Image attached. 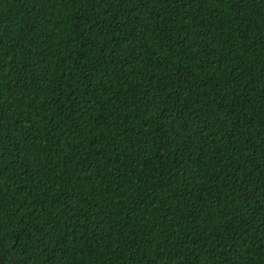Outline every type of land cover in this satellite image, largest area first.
<instances>
[{
    "label": "trees",
    "instance_id": "1",
    "mask_svg": "<svg viewBox=\"0 0 264 264\" xmlns=\"http://www.w3.org/2000/svg\"><path fill=\"white\" fill-rule=\"evenodd\" d=\"M0 264H264V0H0Z\"/></svg>",
    "mask_w": 264,
    "mask_h": 264
}]
</instances>
